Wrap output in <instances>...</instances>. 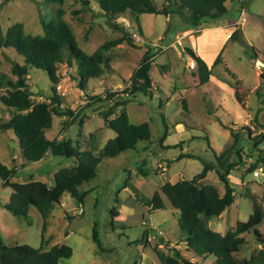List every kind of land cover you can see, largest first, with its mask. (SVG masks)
Masks as SVG:
<instances>
[{
  "label": "rangeland",
  "instance_id": "obj_1",
  "mask_svg": "<svg viewBox=\"0 0 264 264\" xmlns=\"http://www.w3.org/2000/svg\"><path fill=\"white\" fill-rule=\"evenodd\" d=\"M152 2L160 8L165 0ZM225 6L226 13L220 19L196 28L173 15L167 19L162 15L141 14L140 30L128 19L118 18L117 25L132 32L135 42L103 49V63L107 67L100 77L89 79L84 89L74 79V66L58 65L56 91L63 97L61 106L66 113L53 116L51 127L45 130L48 139L69 138L74 144L78 142L81 150L98 152L115 136L99 116L110 102L87 106L86 95L105 91L127 97L130 122H148L151 131L150 141L138 142L137 150L104 158L97 165L96 177L78 187L79 191H88L81 204L66 194L52 210L45 234L50 240L45 248L66 244L72 249L71 257L59 264H162L156 249L167 256L175 250L190 262L213 264L210 256L199 259L186 250L177 223L179 213L163 195L165 207L149 212L143 204L137 205L136 196L130 189L123 190V186L126 182L135 188L137 197L151 198L166 182L193 178L202 170L204 162L215 163L214 153L232 141L231 131H237L240 136L242 157L237 169L228 176L234 200L218 217L210 218L208 226L221 234L234 230L237 222L246 221L252 213L253 200L264 210V161L254 168L257 175H253L254 170L247 172L257 162L258 155L264 159V78L261 77L264 74V0H226ZM59 8L64 11L63 18L71 26L79 48L86 53L91 54L121 36L95 3L83 9L74 0H64L62 4L48 0H0V35L15 23H21L26 33L42 34L41 21L49 20ZM74 10L79 11L74 13ZM234 30L236 38L229 37ZM185 48L194 50L211 66L208 82L200 84L196 65L184 53ZM146 53L153 56L150 92L123 94ZM14 61L21 63V57L13 49L0 48V74L14 80L10 71ZM29 76L32 98L47 102L52 85L47 74L33 68ZM4 93L5 88H0V96ZM116 98L117 95L113 99ZM183 100L187 110L182 107ZM14 113L0 103V124ZM245 126H249L250 133L241 130ZM259 132L262 136L253 141ZM164 134L162 146L167 148L160 143ZM179 153L193 157L177 160ZM76 162L73 157L47 152L41 160L24 165L13 132L0 131V165L14 170L9 182L36 180L51 185L57 170L74 166ZM139 168L144 175L139 174ZM3 183L0 179L2 242L7 246L38 247L42 228L40 214L30 208L29 225L22 217L6 210L3 206L9 202L12 189ZM200 183L213 185L223 194V185L213 169ZM79 207L83 209L81 214H78ZM93 224L101 249L92 239ZM145 230L148 237L139 241ZM256 231L264 238V218ZM240 236L244 238L237 253L240 261H246L255 249L264 246L251 230Z\"/></svg>",
  "mask_w": 264,
  "mask_h": 264
},
{
  "label": "trees",
  "instance_id": "obj_2",
  "mask_svg": "<svg viewBox=\"0 0 264 264\" xmlns=\"http://www.w3.org/2000/svg\"><path fill=\"white\" fill-rule=\"evenodd\" d=\"M62 4L64 0H48ZM81 8L86 9L95 3L105 16L107 21L118 31L121 36L104 43L93 53H86L79 48L75 35L69 23L63 18L64 11L58 9L49 20L41 21L42 34H29L21 23H15L7 28L4 35H0V48H11L21 57V63L14 61L10 71L15 79H10L0 74V88H5V93L0 96V103L15 113L5 123L0 124V131L11 130L15 135L24 165L41 160L47 152L54 156L73 157L77 161L74 166L57 170L53 176V183L47 185L44 182L29 180L26 182H9L8 178L14 174V170L0 165V179L3 186L12 189L9 202L4 208L14 216L22 217L27 224H31L29 209L35 208L42 218L41 240L38 247L28 244H15L7 246L2 242L0 235V264H59L62 260L72 255V249L66 244H55L45 248L50 236L45 237L48 218L60 204L62 196L68 195L76 202H81L87 194V190L79 191L78 187L84 182H89L97 175V165L104 158H112L127 150H137V143L150 141L151 131L148 122L133 124L130 122L126 105L129 99L118 96L113 92L105 91L100 94H87V106L109 101L107 108L99 112L104 126L111 129L115 136L108 139L105 144L94 152L92 149L81 150L79 143L75 144L69 138L50 140L45 136V130L52 124L53 116H61L66 113L62 110L63 97L57 93L59 82L57 74L58 65L66 63L69 67H75V77L78 86L82 89L89 79L100 77L107 67L103 63L102 50L109 46H115L122 42L132 44L135 42L132 32L117 25L118 18H126L130 23H135L138 30L141 14H154L180 17L187 25L199 27L202 23H212L220 19L226 13V0H165V3L157 8L152 0H74ZM240 1V0H239ZM79 10H74L78 13ZM234 30L229 36L236 38ZM184 53L196 65L195 74L200 84L208 82L211 66L199 54L191 48H185ZM152 55L146 53L137 68L131 74L130 82L125 87L123 94L134 95L137 92L146 95L151 90L150 69L152 67ZM218 60V58L216 59ZM44 71L51 82V93L48 101H35L30 89L31 69ZM194 74V75H195ZM264 78V74L261 75ZM115 95H117L116 99ZM258 95V92H257ZM182 107L187 110L185 101ZM72 114V110H68ZM250 133L249 126L241 130ZM254 131V130H253ZM232 141L224 145L219 153H214L215 163H203L202 170L191 179H182L174 183L166 182L155 191L151 198L137 197V191L127 183L124 187L130 189L136 199L149 208V212L165 207L162 195L168 200L173 209L179 213L177 220L179 230L183 236L186 250L195 258L213 259V264H264V246L254 250L246 260L240 261L237 253L240 251L244 238L240 234L253 231L260 243L264 238L259 236L256 227L264 218V210L260 204L252 201V213L244 222H237L234 230L224 234L212 230L208 226L210 218L218 217L234 200L232 184L228 180L231 172L236 170L241 163L239 140L237 131H231ZM262 136L257 133L253 141ZM160 139L161 147L162 140ZM178 144L173 145L176 147ZM189 153H179L176 159L192 158ZM264 159L258 155L257 162L250 165L247 172H252L258 162ZM214 170L218 180L223 185V194L220 195L217 188L210 184L200 183L208 171ZM139 174L144 171L139 168ZM114 214V212H112ZM148 237L145 230L139 241ZM92 239L101 249L96 225L92 227ZM145 242V241H144ZM156 256L162 264H199L183 258L178 252L173 251L170 256L156 249Z\"/></svg>",
  "mask_w": 264,
  "mask_h": 264
},
{
  "label": "crops",
  "instance_id": "obj_3",
  "mask_svg": "<svg viewBox=\"0 0 264 264\" xmlns=\"http://www.w3.org/2000/svg\"><path fill=\"white\" fill-rule=\"evenodd\" d=\"M166 18L168 19V18H169V16H167ZM203 24H205V25H208V24H206V23H203ZM203 24H201V25H203ZM201 25H200L199 27H201ZM45 136H46V135H45ZM34 163H35V162H34ZM30 164H33V163H30ZM160 186H161V185H160ZM159 188H160V187H159ZM123 190H128V189H127V187H124V188H123ZM135 201H136V204H137V205H140V206H142V203H141V202H139L137 199H136ZM136 204H135V205H136ZM142 207H143V208H145V207H147V206H144V205H143ZM147 209L149 210V208H148V207H147ZM148 210H147V211H148Z\"/></svg>",
  "mask_w": 264,
  "mask_h": 264
},
{
  "label": "built area",
  "instance_id": "obj_4",
  "mask_svg": "<svg viewBox=\"0 0 264 264\" xmlns=\"http://www.w3.org/2000/svg\"><path fill=\"white\" fill-rule=\"evenodd\" d=\"M257 174H258L257 170H254V171H253V175H257ZM82 212H83L82 207H79V208H78V214H81ZM158 234H161V232H158Z\"/></svg>",
  "mask_w": 264,
  "mask_h": 264
},
{
  "label": "water",
  "instance_id": "obj_5",
  "mask_svg": "<svg viewBox=\"0 0 264 264\" xmlns=\"http://www.w3.org/2000/svg\"><path fill=\"white\" fill-rule=\"evenodd\" d=\"M138 44H140V43H138Z\"/></svg>",
  "mask_w": 264,
  "mask_h": 264
}]
</instances>
